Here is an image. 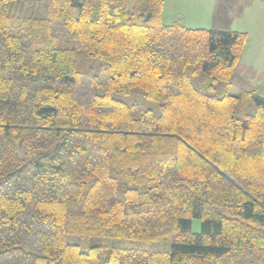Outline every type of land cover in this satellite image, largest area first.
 I'll list each match as a JSON object with an SVG mask.
<instances>
[{
	"label": "trees",
	"instance_id": "obj_1",
	"mask_svg": "<svg viewBox=\"0 0 264 264\" xmlns=\"http://www.w3.org/2000/svg\"><path fill=\"white\" fill-rule=\"evenodd\" d=\"M163 1L0 0V264H264L247 35Z\"/></svg>",
	"mask_w": 264,
	"mask_h": 264
},
{
	"label": "rangeland",
	"instance_id": "obj_2",
	"mask_svg": "<svg viewBox=\"0 0 264 264\" xmlns=\"http://www.w3.org/2000/svg\"><path fill=\"white\" fill-rule=\"evenodd\" d=\"M242 1L246 6L232 11L229 0H164L161 20L163 24L179 22L191 29L245 32L247 38L240 56V63H245L250 51L261 50L260 53H264V0ZM256 37L261 40L259 44L255 43ZM251 63L253 68L249 70H238L239 62L237 63V69L231 78L230 93L253 90L257 96H264V60H253ZM125 100L131 102V99ZM199 228V221L193 220L192 231L198 232Z\"/></svg>",
	"mask_w": 264,
	"mask_h": 264
},
{
	"label": "crops",
	"instance_id": "obj_3",
	"mask_svg": "<svg viewBox=\"0 0 264 264\" xmlns=\"http://www.w3.org/2000/svg\"><path fill=\"white\" fill-rule=\"evenodd\" d=\"M229 4L231 6L230 10H232V11L239 10L240 6H246V4L242 0H229ZM254 23L256 25V22H254ZM262 27H263V25H262ZM255 41H257V42H255L256 44H259L261 42V40L258 37H256ZM260 51H256V52L250 51L251 53H249V58H248V60L245 63H240L241 58H239V60H238L239 64H238V67H237L238 70H243V68H245L246 70H249V69L253 68L252 67L253 64L251 63L253 60H255V61L261 60V61H263L264 60V53H260ZM247 65L249 66L248 68L246 67ZM237 68L235 67V70ZM235 70H234V72H235ZM233 75H234V73H233ZM260 97L264 98V96H262V95Z\"/></svg>",
	"mask_w": 264,
	"mask_h": 264
}]
</instances>
